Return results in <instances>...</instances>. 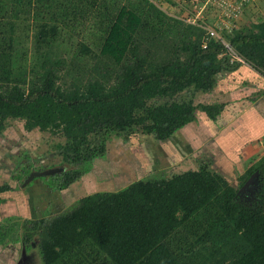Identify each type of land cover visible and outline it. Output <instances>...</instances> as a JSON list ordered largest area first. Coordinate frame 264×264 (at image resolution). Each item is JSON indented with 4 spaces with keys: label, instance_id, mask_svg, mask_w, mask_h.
Listing matches in <instances>:
<instances>
[{
    "label": "trees",
    "instance_id": "obj_1",
    "mask_svg": "<svg viewBox=\"0 0 264 264\" xmlns=\"http://www.w3.org/2000/svg\"><path fill=\"white\" fill-rule=\"evenodd\" d=\"M119 1L0 0V135L22 121L26 132L62 139L53 145L60 171L36 180L51 194L28 201L35 179L14 189L27 209L46 201L40 215L23 220L18 236L1 227L0 246L30 248L35 238L40 264H264V152L238 178L257 172L252 203L204 164L79 195L59 210L55 194L91 175L110 141L138 133L164 143L198 113L215 123L225 103L194 104L196 94H210L224 74L264 79V20L216 39L203 29L213 20L191 24L182 9ZM27 168L13 179L36 169Z\"/></svg>",
    "mask_w": 264,
    "mask_h": 264
},
{
    "label": "rangeland",
    "instance_id": "obj_2",
    "mask_svg": "<svg viewBox=\"0 0 264 264\" xmlns=\"http://www.w3.org/2000/svg\"><path fill=\"white\" fill-rule=\"evenodd\" d=\"M150 1L154 5L157 4L163 11H167L168 15H175L177 9H182L183 11H178L177 16L185 18L190 23L213 20L211 23L216 25L217 29L224 28V24L229 28L227 19L223 17L231 14L216 8L215 2L198 0L197 5L189 4L190 11L194 10V13L189 14L188 4L184 0ZM228 1L233 5L235 0ZM235 2H237L238 15L236 22L231 23L230 30L240 27L242 23L245 25L246 21L255 23L257 19L264 20V0H236ZM119 3L123 4L124 1L120 0ZM248 74L246 71L232 77L230 74H224L218 78L210 94H196L193 97L194 104L225 103L223 115L215 123L206 122L202 114L198 113L195 122L183 127L179 133L164 143L155 142L151 137L138 133L124 141L116 139L107 143L104 159L97 163L96 169L95 167L91 169V173L89 172L91 175L82 176L66 190L55 194L56 198L58 196L62 198L63 203L61 202L59 210L70 205L72 201L79 198V195L110 191L160 173L169 177L171 174L195 170L204 164L235 189L236 199L252 203L259 187L257 172L247 177L240 185H238V178L264 152V133H262L264 131L261 130L264 126V79ZM233 113L236 116L231 119L227 117ZM244 114L246 117H243ZM254 115L260 118L252 119ZM240 118L242 122L237 120ZM224 119L227 121L222 123ZM240 125L246 130L243 133L240 132L242 135L238 130ZM22 126V121H10L7 123V129L0 135V186L4 185L10 189V192L0 194V199L3 202L7 201L3 204L5 208L0 206V228L10 227V230H17L13 236L19 235L18 225L23 220L30 219L35 214L39 216L46 204V201H40V205L35 201L33 209L30 207L31 210L27 209L24 203V200L27 202L26 195L20 197L14 190L17 187L22 189L21 184L27 176L19 181L13 178L20 171L27 170L29 164L31 168L36 169L30 170L28 174L57 169L60 157L53 145L62 142L57 135L41 133L37 130L26 132ZM218 135L222 136L221 140L217 139L220 138ZM34 179L35 184L27 188L28 201L35 198L29 196L31 194L36 196L42 191L45 195L51 194V191L44 186L42 190L39 182L36 181L37 178ZM44 181L42 177L40 182ZM48 215L51 214L48 213ZM5 235L4 240L10 239L9 234ZM30 243V248L22 247L20 242L14 244L7 242L4 246L1 245L0 264H40L36 239L33 238ZM21 250L25 257L20 258Z\"/></svg>",
    "mask_w": 264,
    "mask_h": 264
},
{
    "label": "built area",
    "instance_id": "obj_3",
    "mask_svg": "<svg viewBox=\"0 0 264 264\" xmlns=\"http://www.w3.org/2000/svg\"><path fill=\"white\" fill-rule=\"evenodd\" d=\"M184 1L188 4V6H189V4H190L191 6H194V5H197L196 3H198V2H197L198 0H184ZM203 1H205V0H203ZM208 1H209V2H210V1H211V2H215V3H216V8L218 7L219 9H222V11H227L228 14H231V15H229V16H227V17H223V18H226V19H227V22H228L229 28H227V27L225 26V24L223 25L224 28H222V29H217L216 25H214V24H213L212 27L206 26V27L203 28V29L205 30L206 35H207L208 37L216 38V39H220L219 35H217V34H218V30H223V31H225V32H227V33L230 31L231 23H232V22H236V20H237L236 16L238 15V12H237L238 7H237L235 1L233 2V5L230 4V2H229L228 0H208ZM181 2H183V1H181ZM178 6H181V5H178ZM191 13H194V10L191 11ZM189 19H192V17H190ZM188 23H190V22L188 21ZM193 23H194V22H191V24H193ZM222 44L224 45V47H225L228 51H230L228 45H226V44L223 43V42H222Z\"/></svg>",
    "mask_w": 264,
    "mask_h": 264
},
{
    "label": "water",
    "instance_id": "obj_4",
    "mask_svg": "<svg viewBox=\"0 0 264 264\" xmlns=\"http://www.w3.org/2000/svg\"><path fill=\"white\" fill-rule=\"evenodd\" d=\"M60 171L59 168L57 169H46L44 171H41L39 173H29L25 179V181H23V183L21 184V187H24L25 185H27L29 182H31L34 178H41V177H46V176H52L56 173H58ZM250 181V180H249ZM248 183V182H247ZM24 256V252L23 250L20 251V258Z\"/></svg>",
    "mask_w": 264,
    "mask_h": 264
},
{
    "label": "crops",
    "instance_id": "obj_5",
    "mask_svg": "<svg viewBox=\"0 0 264 264\" xmlns=\"http://www.w3.org/2000/svg\"><path fill=\"white\" fill-rule=\"evenodd\" d=\"M236 1V0H235ZM238 1H240V0H238ZM237 3V2H236ZM246 131V130H245ZM244 131V132H245ZM235 136H237L236 134H234ZM220 136V138H217V139H219V140H221L222 139V136L221 135H218V137ZM31 246V245H30ZM23 257H25V255L23 256Z\"/></svg>",
    "mask_w": 264,
    "mask_h": 264
},
{
    "label": "clouds",
    "instance_id": "obj_6",
    "mask_svg": "<svg viewBox=\"0 0 264 264\" xmlns=\"http://www.w3.org/2000/svg\"><path fill=\"white\" fill-rule=\"evenodd\" d=\"M224 43V42H223ZM226 44V43H225ZM227 45V44H226ZM229 47V46H228Z\"/></svg>",
    "mask_w": 264,
    "mask_h": 264
}]
</instances>
